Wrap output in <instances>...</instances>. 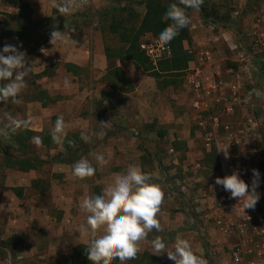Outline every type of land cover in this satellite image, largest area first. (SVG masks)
Listing matches in <instances>:
<instances>
[{
  "label": "rangeland",
  "instance_id": "obj_1",
  "mask_svg": "<svg viewBox=\"0 0 264 264\" xmlns=\"http://www.w3.org/2000/svg\"><path fill=\"white\" fill-rule=\"evenodd\" d=\"M23 1L32 9L28 22L18 19L19 11L0 0V49L6 44L17 46L32 66L22 102L6 103L0 111L2 118L11 114L30 119L29 128L42 133L51 132L57 117L63 115L67 136L79 138L81 158L88 159L96 172L79 179L65 164L23 170L18 160L3 161L0 156V239L9 245H0V264H83L84 251L76 250L89 246L90 236L84 231L88 214L80 205L98 190L102 195L129 164L150 173L152 182L160 184L164 193L157 214L161 231L153 229L138 242V255L156 258L153 264H174L167 254L154 252L152 241L161 237L171 251L180 238L188 240L207 264H235L231 254L239 241L216 226L217 216L227 219L235 216V211L229 201L218 206L222 194L217 188L223 187L215 181L239 172L251 191L253 170H257L260 199L249 212L253 226L264 223V88L252 62L253 56L262 57L254 47L258 39L264 43V0H221L223 4L210 0L208 12L214 26L204 21L199 9L188 12L190 35L200 40L192 39L186 48L212 51L213 60L203 68V79L207 84L222 82L225 88L219 102L211 100V110L219 118L216 138L228 148V164L220 159L217 141L207 146L210 130L199 125L202 115L192 108L195 95L186 84V72L171 83V78L158 80L135 68L131 61L117 60L127 45L110 26L116 17L126 19L128 8L123 13L112 10L118 4L133 7L138 13L133 24L138 25L146 11L145 5L135 4L139 0H77L71 13L63 16L54 6L62 0ZM254 7L258 13H249ZM233 14L235 19L230 21ZM20 22L35 31V49L20 47L16 38H3L6 32L17 31ZM54 30L64 31L65 42L52 45L49 39L42 44L44 36ZM148 38L152 37L146 35L141 42ZM118 65L127 75L114 89L107 72ZM65 78L71 87L64 85ZM38 90L46 91L53 102L43 106L36 101ZM109 97L116 109L102 126L96 119V104ZM108 105L105 101L104 106ZM101 131L106 135L98 136ZM81 133L91 137L88 143L81 140ZM32 146L46 157L63 150L60 144L52 148ZM95 154H103L108 163L98 165ZM12 240L15 243L10 246ZM111 264L120 262L116 259Z\"/></svg>",
  "mask_w": 264,
  "mask_h": 264
},
{
  "label": "clouds",
  "instance_id": "obj_2",
  "mask_svg": "<svg viewBox=\"0 0 264 264\" xmlns=\"http://www.w3.org/2000/svg\"><path fill=\"white\" fill-rule=\"evenodd\" d=\"M203 0H178V3H170L162 17L171 21L165 28L159 31V43L167 46L175 39L180 31L188 27L191 19L186 9L198 10ZM60 15L70 14L77 6V0H62L54 5ZM66 39L64 31L54 30L50 35V43H64ZM32 71V66L25 59V54L18 51L17 46L6 44L0 49V103L18 105L22 102V93L27 88L26 77ZM66 87H71L67 78L63 81ZM7 115L6 128L15 133L18 130L28 129L30 119L18 118ZM102 126L108 123H100ZM66 124L63 115H59L51 130V139L54 143L62 145L66 136ZM106 135L104 131L97 134ZM81 140L88 143L90 136L81 133ZM31 142L37 146L42 144L40 136H33ZM228 148H221L224 158L229 159ZM98 165H106L108 161L103 154H95ZM96 168L86 158H81L72 166L73 176L79 179L92 177ZM251 191L249 185L240 178L239 172H233L230 176L217 178L215 183L222 186L224 191L230 192L232 198H238L242 202V208L254 209L260 197L256 188L260 186V173L253 170ZM152 175L145 172L139 165L129 164L127 169L115 175V179L103 190L102 195H93L85 198L80 205L83 212L87 213V221L84 231L90 236L87 247V258L91 264H111L118 259L120 264L137 257L140 252L138 242L147 238L155 229L161 231V225L157 219L164 193L161 185L152 182ZM99 230V231H98ZM154 252L167 254L174 264H207V260L194 253L190 242L186 239H176L172 250H167L169 245L161 237L152 241Z\"/></svg>",
  "mask_w": 264,
  "mask_h": 264
},
{
  "label": "trees",
  "instance_id": "obj_3",
  "mask_svg": "<svg viewBox=\"0 0 264 264\" xmlns=\"http://www.w3.org/2000/svg\"><path fill=\"white\" fill-rule=\"evenodd\" d=\"M3 3L7 7L17 9L19 11L17 18L28 22L31 19L32 9L23 0H3ZM170 3H178V0H139L136 1L137 5H145L146 11L144 17L139 21L138 25L133 24L138 18V13H136L132 8L127 6L117 5L112 12L123 13L128 8V15L126 19L120 20L116 17L111 22L110 30L112 33L119 34L121 41L127 45V49L124 54L118 55L116 58L120 62L131 61L137 69H141L148 73L155 79H160L161 77L171 78V83H175L176 77L183 76L186 70L189 68L191 62V56L188 54V49L186 44L191 43L192 37L190 35L189 26L182 29L179 35L170 42V46L173 51L172 58L162 61L159 63L158 69L152 65L146 55L140 49L141 38L150 35L152 38L159 37V31L166 26H168L171 21L162 17V13ZM189 9H186L189 15ZM200 13L206 23L215 25L214 21L211 19L210 13L208 12V7L206 4H202L199 8ZM10 18L12 15H9ZM35 31H32L26 27L23 22L19 23L17 31H8L3 34V38H16L17 43L20 47L36 48L34 45V35ZM41 34V33H40ZM240 34V32H238ZM148 38L146 40H151ZM50 39V35L46 34L44 36V42L42 44L46 45ZM108 51V50H107ZM108 55V54H107ZM111 55H108L110 58ZM112 57V56H111ZM252 62L254 65L255 72L257 74L258 80L261 82L260 87L264 88V64L262 58L257 56L252 57ZM45 74V73H42ZM109 83L113 84V88L116 89L115 85L125 77V72L121 67H115L107 72ZM41 77V75H39ZM105 99V97H104ZM102 99L96 106V119L100 123H106L111 119V112H114L116 106L110 101V97L107 100ZM36 101H41L43 106L52 103V97L43 90H38L35 95ZM105 101H108L107 108L104 106ZM6 108V103H0V111ZM113 115V114H112ZM8 123L7 118H2L0 113V156L3 161L8 160H18V166L21 169L26 170H37L46 164H65L68 166H73V164L79 161L82 157L81 149L78 148L80 140L78 137L68 135L66 136L63 144L61 145L63 150L52 157H46L38 154L33 149V143L31 139L33 136H40L42 139V145L52 148L57 146L51 139L49 131H43L38 133L31 130L30 128L25 130H18L15 133L10 132L5 126ZM159 135L162 137L163 132ZM38 183L34 182L33 185L37 187ZM22 191V190H21ZM19 196L21 192H18ZM95 195H100L99 190ZM15 240V239H14ZM10 241V246L15 243V241ZM13 242V243H12ZM0 245L9 246L6 242L0 239ZM87 247L88 245L81 246L80 250H76L77 253L84 251L85 259L83 264H89L87 258ZM82 251V252H83ZM154 257L138 255L133 259L134 264H153L155 263Z\"/></svg>",
  "mask_w": 264,
  "mask_h": 264
},
{
  "label": "built area",
  "instance_id": "obj_4",
  "mask_svg": "<svg viewBox=\"0 0 264 264\" xmlns=\"http://www.w3.org/2000/svg\"><path fill=\"white\" fill-rule=\"evenodd\" d=\"M140 49L155 67H157L160 62L168 60L173 56L170 44L161 46L159 37L142 41ZM254 50L255 53L262 55L261 58L264 64V43H262L260 39L256 41ZM188 54L191 56V62L189 68L186 70L185 81L186 84L191 87L195 95L192 108L195 113L202 115L199 122L200 127L205 130H210L207 146H211L210 143L212 140L215 143L217 141L216 145L218 150H220L224 147H222L216 138L219 118L211 110V100L215 99L216 102H219V96L223 95V89L225 88L221 87L223 84L222 82L207 84L203 79V68L210 66L213 60V53L210 49L192 47L188 48ZM219 154L223 164L230 163L231 158L225 159L223 151H219ZM217 191L222 194V198H219L218 206L223 207L225 206L224 204L229 201L235 211V216H231L227 219L221 215L216 217V226L219 230L226 235H235L239 241L231 254L234 263L264 264V223H261L259 226H253L252 214L249 212V209H246L244 212L242 202L239 203L238 198H232L231 193L224 191V189L217 188ZM223 209H225V207Z\"/></svg>",
  "mask_w": 264,
  "mask_h": 264
},
{
  "label": "crops",
  "instance_id": "obj_5",
  "mask_svg": "<svg viewBox=\"0 0 264 264\" xmlns=\"http://www.w3.org/2000/svg\"><path fill=\"white\" fill-rule=\"evenodd\" d=\"M219 1L221 2V0H218V2H219ZM242 1H243V0H242ZM209 2H210V0H203V3L206 4L207 7H208V5H209V4H208ZM244 2L247 3L248 0H244ZM221 3L223 4V2H221ZM261 7H263L262 10H264V5L261 6ZM208 8H209V7H208ZM198 11H199V13H200V10H198ZM259 11H260V10H259ZM253 12H254V13H256V12L258 13V8H257V7H254V9H252L251 11H249V13H253ZM236 14H238V13L236 12ZM200 15H201V13H200ZM232 16H233V17H232V19H230V21H233V20L235 19V15L233 14ZM262 16H264V14H263ZM230 23H232V22H230ZM212 26H214V25H212ZM256 26H257L256 24L253 25V28L256 27ZM226 28H228V27H225V29H226ZM192 39H193V41H195V42L197 41V39L200 40L199 37L195 38V36H193V35H192ZM186 47H187V46H186ZM116 61H117V60H116ZM118 63H119V62H118ZM133 65H134V64H133ZM118 67H121V68L123 69L122 65H121V66L118 65ZM135 68H136V67H135ZM123 70H124V72L126 71L125 69H123ZM125 74L127 75V72H125ZM127 77H129V75H128Z\"/></svg>",
  "mask_w": 264,
  "mask_h": 264
}]
</instances>
